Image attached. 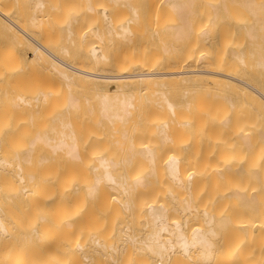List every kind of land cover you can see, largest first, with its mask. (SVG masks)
<instances>
[{
  "label": "rangeland",
  "instance_id": "obj_1",
  "mask_svg": "<svg viewBox=\"0 0 264 264\" xmlns=\"http://www.w3.org/2000/svg\"><path fill=\"white\" fill-rule=\"evenodd\" d=\"M37 1H40L43 4L40 8H35V4L37 3ZM89 1L96 11L93 10L94 12H89L86 9L87 7L85 0H83V2L82 0H0V10L2 12L4 10V14L6 13V15L10 19H14V22H21L19 25H21V27H25L23 28L25 29V31L27 29L28 33L30 32L29 34L32 35V37L36 38V41H40V44H44V47L48 48V50L50 49V51H52L60 59L68 62L71 65L90 72L103 71L104 73L109 74H119L122 72L132 73L134 71L140 70L165 71L167 69L166 71H175L184 68L185 65L190 69L198 68L201 66L210 71L212 70L240 78L243 77L248 81V83H252L253 86L258 88V90H260L264 94V69H260L259 67L255 66L257 52L260 50H264V25L257 30L255 40H250L247 36L246 29L249 27V20L251 19L252 24L253 16L250 15V13L245 8L241 9V6L238 5L240 7L239 8L237 4L236 6L235 4H228V8L226 10L220 11V14L225 18H222L221 20V30L220 28H218L217 33L215 32V35H217L218 38L212 40L211 44L210 42H206V44H199L195 40L198 38L197 30L199 31V29L210 25L209 21H212V16L210 17L209 14L213 10H211V6L220 5L221 0H219V2H217V0H196L198 1V3L195 1V12L193 18L190 21L191 27H193L190 31V39L192 40L189 39L190 41H188V43L183 39L175 38L173 32L174 30L172 27H174V24L178 25L180 21L176 18L177 15H174V11H171V9H167V5L166 7L165 5H162L161 0H123L116 3H114V0ZM215 2H217V4H215ZM103 8H105V13L107 14V18H110L109 20H106L103 17L104 15H101ZM134 10L136 12L135 16L132 15ZM249 15L251 16V19ZM32 16H37L35 21H32ZM104 19L105 22H103ZM124 21V24H127L126 26L129 27L128 32L130 31L129 33L127 32L126 35H123V38L126 37L125 39H123L119 34V32H121L119 27ZM32 22L34 25H32ZM66 25H69V27H67ZM202 25L203 27L201 28ZM113 28L115 29L112 30ZM67 29H69V31ZM0 30L2 33L0 34V59H5L3 60L5 61V64L0 63V160H3L5 158L4 160L8 162L7 165H5L6 163L4 161V166L2 165V167H0V173H2L0 174V177H2L3 175V179L0 178V200L3 201H0V214L5 222L6 227H9L8 230L12 229L11 233L9 230V233L12 234L9 238L12 239V237H14L13 235H16V238L14 237V239H17L16 241L18 243L20 239L22 240L23 234H26L33 227H39L41 225L44 226L46 225V223L47 225L51 224L50 226H52H49L50 228L46 226V228H48L49 231L52 228L51 232L57 235L55 236L53 233H50L51 235H53V241L51 238L50 240L51 243L53 242L52 248L56 250H54L55 254L53 253L55 257H51L52 255H49L50 258H47V260L46 258H40V260L36 257L32 260V258H29L31 256L30 251L33 252L34 249L28 248V250L25 248L28 251L23 249V251H26V253L22 251L21 252L22 254L24 253L23 256L26 258L22 256V258H13L11 260V258L3 259L2 257H0V264H7L8 260L10 264H18L19 262V264H23L25 262V264H32V261L33 264H41V262L44 261L49 262V264L50 262L54 264V262L57 261L55 259L57 258L56 256L60 258L59 260L62 259L61 261L63 264H67L64 263L65 261H68L71 264L72 262L75 263V261H77V264H80L77 257L81 256L80 259L82 258V250L87 249V254L90 255L91 253L92 255L94 254V252H90V250L93 251L94 248H98V250L103 249V251L104 249H107V252H103L102 250H100L98 254L95 252L96 255H92L94 257L93 259L97 257V263L104 261L103 264H122L121 261L123 262L124 260V262L126 261L127 264H140V261L141 263L143 261L144 264L145 258H156L154 254H152V252H149V250H147L143 245V242L146 241V236H148L146 234H148L151 230V226L149 223V226H147V223V225L145 224L147 213L146 211L144 212L142 210H146V206H148V204L150 205L151 203H156V205L161 203L162 205H164V207H166V210L170 207L167 211L165 210V214L167 213L168 216H166V218L168 219V224H172V222H174L173 219L176 221L177 219H179L178 222H180L181 219V224L184 231H187L189 229L191 232V230L195 228L199 222L201 223H199L197 227H200L203 230H206L208 228L206 219L202 218L205 217V215H202L204 214L202 213L205 211L204 209H207V213L214 217V219H218L219 217L221 218L222 216L224 218L228 217L226 218L227 223L223 226L225 228L215 227V233L217 235L219 234V236L215 235V239L212 238L214 248L211 259L209 261L210 263L208 264H264V238H262L264 237V231H261L260 229L256 230V226L259 225L260 220H263L264 218V144H260L262 142L257 141L259 139L255 140V138H258L261 131L264 130V118L261 119L262 117H258V114H256L258 109L254 105L255 103L252 104V101H246L245 98L241 100L242 98L239 97L240 99H238L235 94H233L232 97H235L233 99L234 103L233 105L228 104L227 96L229 94V87L225 84L222 85V87L220 86L221 84H218L217 82H215L214 84H212L213 82H208V84H194L192 86H187L181 83H171L166 85V88L162 89V93H164L165 98L160 94L158 95L159 92L156 91L157 89L149 88L150 91L148 89L146 91L145 89V91L143 90V93L140 96L139 94H141V92H139V94H137L136 92L135 96H132V102L133 105H135V107L133 108L135 113H133L134 111H131L132 113L123 118V120H121L122 122L119 121L120 124L115 123L118 120H115V122H109L102 116V114L100 115L101 112L99 107V96L102 92L96 93V90L93 89V87H88V89L85 86L86 84H81L83 86L82 87L81 85L78 86V83L76 82H71L69 83L70 85L68 83H65V80L59 76L57 77V74L54 71L53 73H55V75L51 73L50 67L44 62L30 63L28 59H31L33 55L32 48L29 46L28 42L23 39L22 36H20L21 38L19 37V39H15L9 33L6 34V32L2 29ZM117 31V34L114 33ZM84 33L85 35H83L82 39V34ZM4 34H6L7 36ZM3 35L6 39L3 37ZM90 44L92 46L94 44V46L98 49L99 54H103L105 57L103 56L104 58L98 60L97 62L94 61L90 56V53L88 54V49H91ZM164 49L167 50V52ZM231 49L239 50V52L242 53V56L244 58L242 63L232 64L231 58L229 59V56H226L228 55V51ZM63 50L66 52L64 53ZM10 52L11 54H9ZM12 54H15L14 56H18V61L14 59L15 57ZM40 63H42V65ZM47 69H49V71ZM71 84H73V87L71 86ZM216 84L218 86H216ZM217 87H221V91ZM90 89H93V91ZM153 90H155L156 92H153ZM222 91H225L227 94ZM71 93L75 96V99H77L76 106L75 108L73 107L75 110L73 108L71 110V107L68 108V106H66V100L68 102L67 97ZM18 96L24 97L29 105L22 103L23 105L19 106L21 104H17ZM35 96H39L38 98L40 99V102L39 100H37L36 102V100L33 99ZM41 98L44 100H41ZM164 99H167V101L171 103L172 110H170L168 106H166V100ZM252 111L253 113H251ZM130 115L132 116L130 117ZM223 117H225L224 119L228 117L227 123L223 124L224 126L220 122L224 121ZM61 122L63 125L61 124ZM113 123H115L116 125H113ZM125 123L127 126H129H125ZM64 124L66 125L65 127ZM233 127H235V129ZM160 128L163 129V134L159 132ZM64 129L66 133L63 131ZM61 130L65 134H69L70 138L73 139L69 141V138L67 137V135H65V140H68V142L74 141L76 145L78 158H76L75 160H73L74 158L68 157L65 152H63V150H57L53 152L49 145L42 142H39L41 144L35 143L37 145L34 144V146L31 145V150L29 149V141L31 138L35 137L34 135H44V133L46 132V134L49 135L50 138L53 139V137H56L54 139H57L60 135L59 132ZM239 131L248 133L250 137L252 136L251 138L253 139H250L251 142L252 140L254 141L251 144L252 147L251 145L246 147L242 144L241 141H239L235 133H238ZM118 132H120L121 134ZM57 133L58 135H56ZM257 133H259L258 136H256ZM163 136L166 137L167 140L166 138H162ZM53 141L54 140H52L51 142ZM144 145L152 148L155 160L154 162H150L147 160V158L138 154L141 147H144ZM131 147L133 148L129 150ZM172 152L174 156L180 159L179 167L182 166L180 169H184L182 171H185L182 173L184 174L183 177L180 175L182 178L186 177L187 173H191L192 171V173H195L194 182H196L195 184L193 183V185L191 186L192 188L190 187V189H188L190 190L189 192L185 187L180 186L174 182L172 183L171 180L167 176H165L166 171L163 164L166 161L165 158L167 155H173ZM129 153H131L132 155ZM17 154L21 155H19L20 157L18 156L19 159L17 157ZM23 154H28V156L25 158L26 160L21 158ZM98 157H104V159H106L107 157V159L110 161L111 158H114L111 162L108 160L106 161L110 162L109 166H112H110L109 169L111 168L110 170L112 176L116 177H114L115 181L119 183L123 181L124 188L125 190L127 189V193H123V188L121 187L122 184H120L121 186H119V184H116L114 186L105 183V181H102V177L98 178L99 175L102 176V174H100L102 173L100 172L101 169H96L98 171L94 170L95 165H97L99 161ZM20 159L24 161H20ZM16 163H18V165ZM116 163L118 165H116ZM231 163H235V166L233 164V167ZM29 165H31L32 168ZM18 168H21L19 170L21 171V174L25 180L29 178L28 175H30V173H34L31 174V176H35H33V179L35 181L39 179L40 181H38L40 185L38 187L41 188L42 191H40L39 193H43L44 187L47 186L49 181L50 183L47 186V189L49 188L48 191H50V186H52L53 188H55V186L57 187L53 189V191L51 189V192H53V194L51 193L49 195V198L47 196L45 197L49 200L42 199L44 198L42 196H45L44 193H46L45 191H47V189L44 191V195L42 193L38 195L39 198H41L40 201L44 202H42V206H40L41 202L38 201L39 199H30L27 198V196H25V198L23 199L21 197L18 198L17 195H14L16 193L12 192L15 189L13 188L12 190V184H15L14 187H16V189L22 186V183H19V181L16 179L17 177L14 174L15 171H18ZM226 168L231 169V171L233 170L234 172L236 170H248L247 173H250L251 170L253 171L254 169L260 171L257 172V175H254L252 177H250L251 175L249 176V174L246 175V173L237 176L238 174L235 175L236 173L234 174V172L228 171ZM220 172H224L226 174H221ZM229 173L231 174V176ZM11 176H15L16 178L13 179ZM10 177L13 179V181H10ZM136 178L141 181L139 182L140 185L139 183L133 184L134 179ZM98 179L100 183H98ZM167 179L170 182H167ZM17 181V184L20 185L19 187L18 185H16ZM41 181L43 185H41ZM95 181L96 184L94 183ZM44 183H46V185ZM91 186L96 187H94L92 194H88L87 189H91ZM8 187L10 190H5ZM172 187L174 189H172ZM242 188L245 193L248 192V194L251 193L254 196V201L256 204L253 208L248 205L246 207V205L241 200L235 198V196L232 194L234 193V191H238V189L242 191ZM168 190H173L171 191V193L173 192L174 194L171 195ZM193 197L195 198L193 199ZM50 198H53L54 207L57 208H48V206L46 205L47 211H45V204H49L48 201H51ZM101 198H103V200ZM173 198L175 199V202L173 201ZM196 198L198 202L196 201ZM118 199H121L125 203L129 202L131 205L127 203L128 207L125 208L123 205H121L123 202L121 200L118 202ZM182 199L185 200V202L189 201L188 204H190V208L191 206L194 207V210L191 208L190 215L189 213L186 214L182 212L181 209L184 206V201H182ZM35 200L39 202V208L37 207V204L35 205V203H37V201ZM200 200L201 202H199ZM57 201L59 204L57 203ZM30 202H34L33 205L37 207V210L35 209V207H33V205L31 206ZM99 202L104 207H106L104 204L107 203V207L104 208L100 206L101 204ZM111 203H113L114 205L112 206ZM143 203L145 204L143 205ZM55 204H57V206H55ZM65 204H67V208L64 206ZM74 204H77L78 207H76L77 205L75 206ZM111 206L114 209H110ZM141 206L142 209H140ZM174 206H176L177 208H175ZM40 207L42 210L40 209ZM72 208L76 209V211ZM137 209L138 211H136ZM5 210H9L8 214L7 212H5ZM38 210L41 212H39ZM109 210L110 212L112 211V214H110ZM114 210L116 211V213L121 212L120 214L115 213L117 216L114 214L117 218L113 216V213L115 212ZM48 211L49 213H47ZM133 212L137 213L134 214ZM25 213L27 215H24ZM52 214H54L55 218L54 216L52 217ZM170 214L172 216H170ZM177 214L178 216H180L181 214V218H178ZM185 214L190 217L188 218L186 216L188 219H185ZM65 217H67L68 219ZM129 217L131 220H129ZM53 218L55 219V222L53 221ZM75 218L78 220H76ZM84 218L86 222H84ZM43 219H46L47 221H44ZM56 220L58 221V223H56ZM74 222H76V224ZM96 222L100 224L99 228L97 227L98 224L97 226H95ZM80 223H83L82 225H80L81 228L79 227ZM68 224L71 226H69ZM84 224L86 225V227L83 226ZM184 224L188 226L186 227ZM60 225L61 228L59 227ZM108 225H110V227ZM111 225H113V227H111ZM145 225L147 226L146 228ZM201 225H203V228ZM248 225H251L252 227H249ZM66 226L67 228L65 230ZM53 227H55V229ZM93 227H95V232L92 230L90 232V229H93ZM25 228L26 230H24ZM78 228L80 231L78 230ZM110 228L111 230L110 232H108L109 230L106 229ZM68 229L73 232H71L70 234V231ZM62 230L64 232H61ZM66 231H68L69 233ZM85 232H88L89 235H87L88 233L83 235V233ZM118 232L119 234H117ZM107 233H109L110 235ZM125 233H128L130 237L133 236L131 237V241H125L123 239L125 237ZM17 234L18 236L20 235V238L18 237L19 239L17 238ZM50 234L48 233L49 236ZM79 235L81 237H79ZM82 236H85L86 239ZM101 236L104 237L102 238ZM138 236L140 237L139 240ZM165 236H167V234ZM56 237L59 239H56ZM82 238H84V241ZM104 238H107V240L112 239V241H109V243L116 242L114 244L110 243V245L112 244L116 247L118 246V251L116 252L117 254L112 253L111 250H109V245H107V248L106 246L105 248H99L95 245V247H93L92 242L97 239L99 240L98 242L100 244L102 243L105 245V243H107L108 241L105 242L106 240ZM228 238L229 242H226L228 241ZM7 239H4V242L7 241ZM14 239L12 240V242L14 241L13 243L17 244ZM55 240L57 241V243L55 242ZM238 240H241L242 242ZM9 241L10 240L7 241L9 245L13 244L11 243V241ZM82 241L85 242V249L82 248L84 245ZM122 241H124V243ZM237 241L239 242V246L233 245V243L238 244ZM7 242L3 243L5 245H2L4 247L8 246ZM54 243H59V246H57L56 244L54 245ZM86 243H89L88 246ZM127 243L130 246L129 248H127ZM79 244L82 245V250L78 248ZM2 245L0 244V247ZM231 245L232 247L234 246L233 249H231L232 252L229 250V248H231ZM3 246L2 249L4 248ZM20 246L26 247L27 245L23 244ZM61 246H63V249H65L61 250ZM139 246L143 249H140ZM227 246L228 248H226ZM12 247L10 248V246H8L7 249H12ZM249 247L254 250L252 252H249ZM126 248L127 250H125ZM5 249H3V251ZM238 249L241 251H238ZM127 251L129 253L131 252L130 255L127 253ZM221 251H223L224 253H221ZM227 251H229V253L231 252L230 255H232L230 256ZM27 252L29 254H27ZM73 252L75 254L70 256V253ZM108 252H111L110 255L112 256L110 257L116 259L117 262H115L114 259V261H112V258L110 259L108 257H104L109 254ZM243 252H245L246 254H243ZM64 253L67 254L66 257ZM1 254L2 253L0 252V255ZM237 254L239 255L237 256ZM140 257H142L143 260ZM195 257H197V255ZM195 257L193 255L192 258ZM63 258L66 260H64ZM93 259L92 261H94ZM195 260L193 259L191 262L188 261L186 263L201 264V261L199 262L198 257L195 258ZM229 260L230 262H232L230 263ZM92 261L91 263L93 264ZM45 262L42 264H48L47 262ZM96 262L94 261V264H97ZM82 263L83 262L81 261V264Z\"/></svg>",
  "mask_w": 264,
  "mask_h": 264
},
{
  "label": "bare ground",
  "instance_id": "obj_2",
  "mask_svg": "<svg viewBox=\"0 0 264 264\" xmlns=\"http://www.w3.org/2000/svg\"><path fill=\"white\" fill-rule=\"evenodd\" d=\"M36 1V0H35ZM111 1V0H110ZM120 1H123V0H114V3H116V2H120ZM195 1L196 0H161V2H162V5H165V7H166V5H167V9H171V11H174V15H177V19H179V24L177 25H175L174 24V27H172L173 28V32H174V36H175V38H178V39H183V40H185L187 43H188V41H190V40H192V39H190V31L192 30V28L193 27H191V19L193 18V16H194V4H196L195 3ZM199 1V0H198ZM198 1H196L197 3H198ZM82 2H83V0H82ZM108 2V1H107ZM217 2H219V0H217ZM217 2H215V4H217ZM85 3H86V9L90 12V11H93L94 10V8H93V6L90 4V1L89 0H85ZM160 3V2H159ZM88 4V5H87ZM119 4V3H118ZM122 4V3H121ZM212 4H214V3H212ZM228 4H232V5H234L235 4V6H236V4H237V6L239 5V6H241V9L242 8H245L249 13H250V15H252L253 16V22H252V24H251V16H250V19L251 20H249V22H250V25H248L249 27L247 28L246 26V33H247V36H248V38L250 39V40H255V37H256V35H257V30L260 28V27H263V25H264V0H221V4L220 5H212L211 7V10H212V12L209 14V16L212 18V21L210 22L209 21V23H210V25L209 26H205L204 28H202L203 27V25L201 26V28L202 29H199V31L197 30V34H198V38L197 39H195L196 41H197V43H199V44H203V43H205L206 44V42H210V44H211V42H212V40H215V39H217L218 37H217V35H215V32L217 33V29L218 28H220V30H221V23H222V18L224 19L225 17H223L221 14H220V11L221 10H226L227 8H228ZM43 4L40 2V1H37V3L35 4V8H40L41 6H42ZM196 6V5H195ZM238 6V7H239ZM34 7V6H33ZM240 8V7H239ZM244 9V10H245ZM88 11H87V13H88ZM94 11H96V10H94ZM93 11V12H94ZM35 12V11H34ZM33 12V13H34ZM92 12V13H93ZM101 12V11H100ZM99 12V13H100ZM102 13V14H101ZM100 14L101 15H104L103 17L107 20L108 18H107V14L105 13V8H103V11L101 12ZM132 15H136V12H135V10L133 11V14ZM36 18H37V16H32V21H35L36 20ZM39 18V17H38ZM103 19V18H102ZM105 19H104V21L103 22H105ZM110 19V18H109ZM108 19V20H109ZM133 19V18H132ZM14 20V19H13ZM12 19H10L7 15H6V13L4 14V10H3V12L0 10V29H2L3 31H5L6 32V34L7 33H9L13 38H17V39H19V37L20 36H22V38L23 39H25L27 42H28V44H29V46L32 48V57H31V59H28V61L31 63V62H36V63H39V62H44V63H46L49 67H50V70H51V73H53V71L57 74L56 76L58 77H61L62 79H64L65 80V83H71V82H73V83H78V86L79 85H85L87 88L88 87H93V89H95L96 90V93H100V92H102L101 93V95L99 96V107H100V115L102 114V116L104 117V118H106V120H108L109 122H112V121H114L115 122V120H118L117 122H115V123H119V121H121V120H123V118H125L126 116H128L129 114H131L132 112L131 111H134V107H135V105H133V102H132V99H133V97L132 96H135V94H136V92H137V94H139V92H141V94H139V96L140 95H142V93H143V90L145 91V89H146V91H147V89L150 91V89L149 88H151V89H157L156 91L157 92H159L158 93V95L160 94L162 97H164L165 95H164V93H162V89H164V88H166V85H168V84H171V83H181V84H184V85H187V86H189V85H194V84H204V83H207L208 84V82H213L212 84H214L215 82H217L218 84H221L220 86H222V85H227L228 87H229V94H228V96H227V101H228V104H230V105H233V99L235 98V97H232L233 96V94H235V96L238 98V99H240V98H242L241 100H243V98H245V100L247 101V100H249V101H252V104H254L256 107H257V109H258V113L256 112V114H258V117H262L261 119H263L264 118V94L260 91V90H258V88H256L255 86H253L252 85V83H248V81L247 80H245L243 77L242 78H240V77H236V76H232V75H229V74H224V73H220V72H216V71H210V70H208V69H205V68H203V67H198V68H193V69H190V68H188L186 65L184 66V68H182V69H178V70H175V71H134V72H129V73H119V74H109V73H104L103 71H100V72H90V71H87V70H84V69H82V68H78V67H76V66H74V65H71V64H69L68 62H65L64 60H62V59H60L58 56H56L52 51H50V49L48 50V48H46V47H44V44L42 45V43L40 44V41H36L35 39L36 38H34V37H32V35H30L29 33H28V31H27V29H26V31H25V29H23V28H25V27H21V25H19L20 23L19 22H14ZM69 22V21H68ZM107 22V21H106ZM127 22V21H126ZM70 23V22H69ZM68 23V24H69ZM112 23V22H111ZM125 21L120 25V30H121V32H119V34L122 36V38H123V35H126V33L128 32V29H129V27H127L125 24ZM128 23V22H127ZM32 25H34L33 24V22H32ZM31 25V26H32ZM70 25V24H69ZM69 25L67 26V27H69ZM110 25H112V24H110ZM117 25V24H116ZM173 26V25H172ZM112 27V26H111ZM196 27V26H195ZM197 27H198V25H197ZM171 28V29H172ZM70 29V28H69ZM69 29H67L68 31H69ZM115 28H113L112 30H114ZM117 30H118V27H117ZM67 31V32H68ZM91 31V30H90ZM107 31H108V29H107ZM130 32V31H129ZM128 32V33H129ZM114 33H118V31L117 32H114ZM0 34H2L1 33V30H0ZM6 34H4V35H6ZM9 34H8V36H9ZM33 34V33H32ZM68 34V33H67ZM118 34V35H119ZM196 34V35H197ZM4 35H3V37H4ZM83 35H85V33L84 34H82V39H83ZM215 35V36H214ZM7 36V35H6ZM78 36V35H77ZM5 38V37H4ZM21 38V37H20ZM121 38V39H122ZM126 38V37H125ZM125 38H123V39H125ZM128 38V37H127ZM6 39V38H5ZM190 39V40H189ZM194 39V38H193ZM4 41V40H3ZM86 41V40H85ZM7 42V41H6ZM5 42V43H6ZM14 43V42H13ZM16 43V42H15ZM252 43V42H251ZM198 44V45H199ZM259 44V43H258ZM91 45V44H90ZM255 46V45H254ZM260 46V45H259ZM256 47V46H255ZM10 48V47H9ZM91 49H88V54L90 53V56L92 57V59L94 60V61H98V60H100V59H102V58H104L105 56L102 54H99V51H98V49L94 46V44H93V46L91 45V47H90ZM8 49V48H7ZM86 49V48H85ZM165 50V49H164ZM13 51H15V50H13ZM166 52H167V50H165ZM63 52L65 53L66 51H64L63 50ZM103 52V51H102ZM165 52V53H166ZM14 53V52H13ZM101 53V52H100ZM1 54V53H0ZM3 54V53H2ZM9 54H11V52L9 53ZM13 55V54H12ZM15 55V54H14ZM13 55V56H14ZM16 55H17V53H16ZM240 55V56H239ZM104 56V57H103ZM226 56H229V59L231 58V61H232V64L233 63H242L243 62V60H244V58H243V56H242V53H240L239 52V50H236V49H231V50H229L228 51V55H226ZM15 58L14 59H16V61H18V56H14ZM83 57H84V55H83ZM6 58V57H5ZM106 59V58H105ZM1 61H0V63H4L5 61H3V60H5V59H0ZM9 60V59H8ZM20 60V59H19ZM104 60V59H103ZM15 61V62H16ZM91 63V62H90ZM5 64V63H4ZM41 65H42V63H40ZM39 64V65H40ZM205 64V63H204ZM19 65V64H18ZM46 65V66H47ZM177 65V64H176ZM47 66V67H48ZM205 66V65H204ZM255 66L256 67H259L260 69H264V50H260V51H258L257 52V55H256V61H255ZM48 67V68H49ZM167 67V66H166ZM207 67V66H206ZM87 68V67H86ZM168 68V67H167ZM236 68V67H235ZM164 69V68H163ZM169 69V68H168ZM48 71H49V69H47ZM234 70V69H233ZM242 70V69H241ZM47 72V71H46ZM55 73H53L54 75H55ZM1 74V73H0ZM252 77V76H251ZM246 78V77H245ZM60 79V78H59ZM57 80H58V78H57ZM253 80V79H252ZM6 84V83H5ZM210 84V83H209ZM70 85V84H69ZM73 84H71V86H72ZM77 85V84H76ZM81 85V86H82ZM173 85V84H172ZM2 86V85H1ZM77 86V87H78ZM81 86H80V88H81ZM174 86V85H173ZM216 86H218L217 84H216ZM69 87V86H68ZM73 87V86H72ZM83 87V86H82ZM154 87V88H153ZM223 87V86H222ZM171 88V87H170ZM187 88V87H186ZM216 88V87H215ZM218 89H220L221 87H217ZM225 88V87H224ZM74 89V88H73ZM89 89V88H88ZM93 89H90V90H92L93 91ZM214 89V88H213ZM217 89V90H218ZM187 90V89H186ZM185 90V91H186ZM155 90H153V92H154ZM155 91V92H156ZM220 91H221V89H220ZM4 92V91H3ZM70 92V91H69ZM135 92V93H134ZM187 92V91H186ZM222 92H225V91H222ZM42 93V92H41ZM226 93V92H225ZM8 94V93H7ZM134 94V95H133ZM224 94V93H223ZM222 94V95H223ZM227 94V93H226ZM38 95V94H37ZM43 95V94H42ZM41 95V96H42ZM155 95V94H154ZM4 96V95H3ZM157 96V95H156ZM39 96H35L33 99H35L36 100V102H37V100H39V102H40V99L38 98ZM240 97V98H239ZM68 98V102H67V100H66V106H68V108L69 107H71V110H72V108L74 107L75 108V106H76V101H77V99H75V96L74 95H72V93L71 94H69V96L67 97ZM165 98V97H164ZM225 98H226V95H225ZM41 100H44V99H42L41 98ZM164 100H166L165 102H166V106H168V108L170 109V110H172V105H171V103L170 102H168L167 101V99H164ZM249 101H248V103H249ZM16 102H17V100H16ZM243 102V101H242ZM15 103V102H14ZM25 103V104H27V105H29V103L24 99V97H22V96H18V102H17V104L19 105V104H21V105H19V106H22L23 104ZM31 103V102H30ZM247 103V104H248ZM34 104V103H33ZM137 104V103H136ZM36 105V104H35ZM78 105V104H77ZM250 105V104H249ZM31 106V105H30ZM253 106V105H252ZM36 107V106H35ZM73 108V109H74ZM78 108V107H77ZM76 108V109H77ZM249 108V107H248ZM255 108V107H254ZM253 109V108H252ZM256 109V110H257ZM75 110V109H74ZM255 110V109H254ZM68 111V110H67ZM133 113H135V111L133 112ZM251 113H253V111L251 112ZM132 115H130V117H131ZM253 116V115H252ZM255 116V115H254ZM257 116V115H256ZM135 117H136V114H135ZM54 118V117H53ZM129 118V117H128ZM225 117H223V119H224ZM228 118V117H227ZM227 118L226 119H224V121H220L221 122V124L223 125V124H226L227 123ZM63 119V118H62ZM132 119V118H131ZM130 119V120H131ZM235 119V118H234ZM61 120V119H60ZM133 120V119H132ZM264 120V119H263ZM57 121V120H56ZM64 121V120H63ZM122 122V121H121ZM219 122V123H220ZM64 123V122H63ZM115 123H113V125H116ZM136 123V122H135ZM183 123V122H182ZM61 124H62V122H61ZM66 124V123H65ZM64 124V127L66 126ZM70 124V123H69ZM120 124V123H119ZM118 124V125H119ZM128 124V123H127ZM237 124V123H236ZM63 125V124H62ZM67 125H68V123H67ZM220 125V124H219ZM238 125V124H237ZM61 126V125H60ZM125 126H127L126 125V123H125ZM129 126V125H128ZM127 126V127H128ZM132 126V125H131ZM224 126V125H223ZM62 127V126H61ZM162 127V126H161ZM237 127H239V126H237ZM241 127V126H240ZM69 128V127H68ZM219 128V127H218ZM234 129H235V127H233ZM233 130V129H232ZM237 130V129H236ZM243 130V129H242ZM245 130V129H244ZM263 130V129H262ZM64 132H65V129L63 130ZM62 130L59 132L60 133V135L58 136V138L57 139H54V138H56V137H53V139L52 138H50L49 137V135H47L46 134V132L44 133V135L42 134V135H40V134H36V135H34L35 137L34 138H31L32 139V141H31V139H30V141H29V149H30V146L32 145V146H34V144L35 143H37V144H41V143H39V142H42V143H45V144H47V145H49L50 146V148H51V150H53V152L54 151H57V150H63V152H65V154L68 156V157H70V158H74L73 160H75L76 158H78V153H77V150H76V145H75V143H74V141H71V142H68V140H65V138L64 137H66L65 135H67V137L69 138V141L72 139V138H70V135L69 134H65L64 132H63ZM109 131V130H108ZM162 131H163V129L162 128H160V133H162ZM124 132V131H123ZM115 133V132H114ZM118 133H120V132H118ZM236 133V135H237V137H238V139H239V141H241L242 142V144L244 145V146H250L251 144H252V142H254L253 140H252V142H251V140L250 139H253V138H251L250 137V135L248 134V133H246V132H241V131H239L238 133L237 132H235ZM47 136H46V135ZM121 134V133H120ZM163 134V133H162ZM56 135H58V133L56 134ZM69 135V136H68ZM114 135V134H113ZM112 135V136H113ZM259 135V133H257L256 134V136H258ZM115 136V135H114ZM113 136V137H114ZM256 136H254V137H256ZM128 137V136H127ZM162 138H166V137H162ZM123 139V138H122ZM128 139V138H127ZM256 139H259V140H257V141H261L262 143H260V144H264V130L263 131H261V133H260V135L258 136V138H255V140ZM52 140H54L53 142H51ZM73 140V139H72ZM166 140H167V138H166ZM123 142V141H122ZM128 142V141H127ZM116 143V142H115ZM37 144H35V145H37ZM259 144V145H260ZM255 145V144H254ZM253 145V146H254ZM31 146V147H32ZM48 146V147H49ZM119 146V145H118ZM124 146H125V144H124ZM151 146V145H150ZM251 147H252V145H251ZM34 148V147H33ZM32 148V149H33ZM124 148V147H123ZM133 147H131L129 150H131ZM31 150V149H30ZM121 150V149H120ZM155 150V149H154ZM26 151H28V150H26ZM25 151V152H26ZM137 151V150H136ZM153 150H152V148H150V147H147V145H144V147H141V149H140V153L138 152V154H140L141 156H144L145 158H147V160L148 161H150V162H154L155 160H154V156H153V152H152ZM21 152V151H20ZM20 152H18V153H20ZM31 152V151H30ZM131 152V151H130ZM136 152V153H137ZM24 153V152H23ZM28 153V152H27ZM14 154H16V153H14ZM28 154H30V153H28ZM28 154H23V156L21 157V158H23V159H25L27 156H28ZM129 154H131V153H129ZM172 154H173V152H172ZM20 154H17V157L19 156ZM31 155V154H30ZM29 155V156H30ZM132 155V154H131ZM170 155V154H169ZM177 155V154H176ZM21 156V155H20ZM19 156V157H20ZM156 156V155H155ZM168 156V155H167ZM166 156V161L164 162V164H163V166L165 167L164 169H165V171H166V175L165 176H167L170 180H171V182L173 183H176V184H178V185H180V186H183V187H185L186 189H187V191L189 192L190 190H188V189H190V187L193 185V183L195 184V182H194V174L195 173H187V175H186V177H184V178H182L183 176H184V174H182L183 172H185V171H182V170H184V169H180L181 167H179L180 166V159H178L176 156H174V154L173 155H170V156H168L167 157ZM16 157V158H17ZM19 157H18V159H19ZM31 157V156H30ZM30 157H29V159H30ZM4 158V157H3ZM5 159V158H4ZM0 160V167H2V165L4 166V164L5 165H7V161H5V160ZM28 159V160H29ZM98 159H99V161H98V163H97V165H95V169L94 170H96V169H101V171L100 172H102V173H100V174H102V176L101 175H99L98 176V178H101L102 179V181H105V183H108V184H110V185H118L119 184V186H121L120 184H122V190H123V193L124 192H126V190H125V188H124V184H123V181L121 182V183H119V182H116L115 181V179H114V177L112 176V173H111V168L109 169V167L111 166H109V164H110V162L114 159H112L111 158V161L110 160H108L107 159V157H106V159H104V157L102 158V157H98ZM110 159V158H109ZM22 159H20V161H21ZM26 160V159H25ZM106 160H108V161H110V162H107ZM162 160H164V159H162ZM4 161H5V163H4ZM22 161H24V160H22ZM30 161V160H29ZM38 162V161H37ZM114 162V161H113ZM116 162V161H115ZM21 163V162H20ZM119 163V162H118ZM14 164V163H13ZM17 165H18V163H16ZM27 164V163H26ZM150 164V163H149ZM152 164V163H151ZM183 164V163H182ZM232 164V163H231ZM234 164V166H235V163H233ZM233 164H232V166H233ZM9 165V164H8ZM10 165H11V163H10ZM15 165V164H14ZM20 165V164H19ZM113 165V164H112ZM116 165H118L117 163H116ZM30 167H31V165H29ZM151 166V165H150ZM160 166V165H159ZM233 166V167H234ZM7 167V166H6ZM13 167V166H12ZM18 167V166H17ZM21 167V166H20ZM28 167V166H27ZM93 167V166H92ZM112 167V166H111ZM114 167H115V165H114ZM228 167V166H227ZM16 168V167H15ZM32 168V167H31ZM30 168V169H31ZM35 168V167H34ZM152 168V167H151ZM222 168V167H221ZM229 168V167H228ZM232 168V167H231ZM236 168V167H235ZM19 169H21V168H18L17 170L18 171H15L14 172V174H15V176L17 177H15V176H11L13 179L14 178H16L18 181H19V183H22V186H20V185H18L17 183H18V181L16 182V185H18V189H16V187H14L15 186V184H12L11 185V187H12V190H13V188H15L14 189V191H12V192H14V193H16V194H14V195H17L18 196V198L19 197H21L22 199L23 198H25V196H27V198H30V199H39L38 201H40V199L41 198H39V196L38 195H40L41 193H39L40 191H42V189L41 188H39L38 186H40L39 185V183H38V181H39V179H37V181H35L34 179H33V176H31V174H34V173H30V175H28L29 176V178L28 179H24V177L22 176V174H21V171L19 170ZM25 169V168H24ZM153 169V168H152ZM227 169V168H226ZM233 169V168H232ZM262 169V168H261ZM93 170V171H94ZM98 170H96V171H98ZM162 170H163V168H162ZM180 170H181V172H180ZM223 170V169H222ZM222 170H220V171H222ZM228 171H231V169H227ZM2 171V170H1ZM219 171V170H218ZM224 171H225V168H224ZM228 171H227V173H228ZM248 171V170H247ZM247 171H244V170H236L235 172L232 170L231 172H234V174L235 175H237V176H240V175H242V174H245L246 173V175L247 174H249V176L250 177H252V176H254V175H257V172H259V171H257V169L255 170H251V172L249 173H247ZM250 171V170H249ZM9 172V171H8ZM29 172V171H28ZM33 172V171H32ZM164 172V171H163ZM206 172V171H205ZM24 173V172H23ZM213 173H215V172H213ZM221 173V172H220ZM219 173V174H220ZM222 173H224V172H222ZM221 173V174H222ZM0 174H2V173H0ZM27 174V173H26ZM224 174H226V173H224ZM230 174V173H229ZM229 174H227V175H229ZM264 174V173H263ZM97 175H98V173H97ZM182 177H181V176ZM197 175V174H196ZM216 175V174H215ZM234 175V176H235ZM246 175H244V176H246ZM25 176V175H24ZM52 176V175H51ZM50 176V177H51ZM220 176V175H219ZM221 176H223V175H221ZM225 176V175H224ZM230 176H231V174H230ZM2 177H3V175H2ZM2 177H0L1 179H3ZM10 177V181L12 180L13 181V179ZM35 177V176H34ZM47 177V176H46ZM96 177V176H95ZM138 177V176H137ZM199 177V176H198ZM197 177V178H198ZM213 177H214V175H213ZM39 178V177H38ZM116 178V177H115ZM140 178V177H139ZM143 178V177H142ZM1 179H0V182H1ZM5 179V178H4ZM9 179V178H8ZM40 179H41V177H40ZM123 179V178H122ZM264 179V178H263ZM263 179H262V181H263ZM9 181V182H10ZM96 181H97V179H96ZM96 181L94 182L95 184H96ZM120 181H121V179H120ZM8 182V183H9ZM15 182V181H14ZM40 182V181H39ZM55 182V181H54ZM139 182H141L138 178H136V179H134V182H133V184L134 183H139ZM167 182H170V181H168V179H167ZM23 183H30V184H23ZM41 183H42V181H41ZM49 183H50V181H49ZM48 183V184H49ZM51 183H53V182H51ZM98 183H100L99 182V179H98ZM45 185H46V183H44ZM48 184H47V186H48ZM95 184H93V185H95ZM170 184V183H169ZM41 185H43V183L41 184ZM52 185V184H51ZM138 185V184H137ZM139 185H140V183H139ZM173 185V184H172ZM171 185V186H172ZM4 186H6V185H4ZM47 186H43L44 187V191L47 189ZM50 186V185H49ZM169 186V185H168ZM264 186V185H263ZM1 187V186H0ZM52 186H50V191H48L49 190V188L47 189V191H45L46 193H44V191H43V193L45 194V196H42V197H44V198H42V199H48L49 198V195L52 193L53 194V192H51V189H52V191H53V189H55V188H57L56 186H55V188H51ZM88 187V186H87ZM90 187V186H89ZM94 187H96V186H91V189H87L88 190V194H92L93 192V190H94ZM119 188V189H120ZM192 188V187H191ZM235 188V187H234ZM7 189H9V187L8 188H6L5 190H7ZM41 189V190H40ZM170 189V188H169ZM172 189H174L173 187H172ZM184 189V188H183ZM185 189V190H186ZM239 189H241V188H239ZM238 189V191L236 190V191H234V193H232L234 196H235V198H238L239 200H241L245 205H246V207H247V205L248 206H250L251 208H253L254 207V205L256 204L255 203V201H254V196L251 194V193H249L248 194V192H246L245 193V191H243V188H242V191H240ZM1 190V189H0ZM10 190V189H9ZM8 190V191H9ZM16 190H18V191H16ZM91 190V191H90ZM96 190V189H95ZM125 190V191H124ZM228 190V189H227ZM234 190V189H233ZM247 190V189H246ZM16 191V192H15ZM169 191V190H168ZM167 191V192H168ZM171 191H173V190H171ZM171 191H169V193H171ZM250 191V190H249ZM7 192V191H6ZM18 192V193H17ZM49 192V193H48ZM90 192V193H89ZM233 192V191H232ZM42 193V194H43ZM82 193V192H81ZM109 193V192H108ZM117 193V192H116ZM116 193H115V196H116ZM127 193V192H126ZM125 193V194H126ZM43 194V195H44ZM87 194V195H88ZM107 194V193H106ZM111 194V193H110ZM172 194H174L173 192L171 193V195ZM192 194V193H191ZM190 194V195H191ZM231 194V195H232ZM79 195V194H78ZM83 195V194H82ZM118 195H119V193H118ZM186 195V194H185ZM48 197V198H45V197ZM108 196V195H107ZM112 196V195H111ZM121 196H122V194H121ZM125 196V195H124ZM170 196V195H169ZM194 196V195H193ZM227 196V195H226ZM16 197V196H15ZM41 197V196H40ZM77 197V196H76ZM93 197V196H92ZM102 197V196H101ZM103 197H104V195H103ZM127 197V196H126ZM125 197V198H126ZM196 197V196H195ZM195 197H193V199L195 198ZM56 198V197H55ZM54 198V199H55ZM62 198V197H61ZM78 198V197H77ZM88 198V197H87ZM91 198V197H90ZM120 198H122V197H120ZM162 198V197H161ZM164 198V197H163ZM166 198V197H165ZM181 198V197H180ZM235 198H233V199H235ZM51 199V198H50ZM60 199V198H59ZM76 199V198H75ZM79 199V198H78ZM77 199V200H78ZM102 200H103V198H101ZM105 199H106V197H105ZM104 199V200H105ZM109 199V198H108ZM107 199V200H108ZM134 199V198H133ZM178 199V198H177ZM189 199V198H188ZM12 200H13V198H12ZM15 200V199H14ZM18 200V199H17ZM49 200V199H48ZM85 200V199H84ZM117 200V199H116ZM121 200V199H120ZM119 199H118V202L120 201ZM124 200V199H123ZM146 200H147V198H146ZM152 200V199H151ZM150 200V201H151ZM153 200H155V199H153ZM161 200V199H160ZM175 199L173 198V201H174ZM181 200V199H180ZM179 200V201H180ZM226 200H227V198H226ZM236 200V199H235ZM256 200V199H255ZM1 202H3L2 200H0ZM35 201H37V200H35ZM34 201V202H35ZM37 201V203H35V205L37 204L38 206V208H39V202ZM64 201V200H63ZM62 201V202H63ZM97 201H99V200H97ZM101 201V200H100ZM115 201V200H114ZM122 201V200H121ZM125 201H127V200H125ZM149 201V202H150ZM157 201H158V199H157ZM171 201H172V199H171ZM178 201V200H177ZM176 201V202H177ZM182 201H184V206H183V208L181 209L182 210V212H184V213H189V215H190V210H191V208L194 210V207H192L191 206V208H190V204H188V202H185V200H183L182 199ZM196 201H197V198H196ZM236 201H238V200H236ZM16 202V201H15ZM22 202V201H21ZM29 202V201H28ZM34 202H30L31 203V206L33 205V203ZM41 203V205L40 206H42L43 205V201H40ZM43 202V203H42ZM47 202V201H46ZM54 202H56V201H54ZM75 202V201H74ZM78 202V201H77ZM103 202V201H102ZM105 202V201H104ZM106 202H108V201H106ZM123 202V201H122ZM122 202H120V203H122ZM161 202V201H160ZM175 202V201H174ZM198 202V201H197ZM196 202V203H197ZM199 202H201V200L199 201ZM206 202V201H205ZM205 202H204V204H205ZM48 203L49 204H45V207H46V210L45 211H47V206H48V208L49 207H54V204H53V198L51 199V201H48ZM57 203H58V201H57ZM66 203V202H65ZM80 203H81V201H80ZM100 203V202H99ZM127 203H129V202H127ZM127 203H125V202H123L121 205H123L125 208H127L128 207V205H127ZM147 203V202H146ZM159 203V202H158ZM192 203V202H191ZM259 203H260V201H259ZM262 203V202H261ZM59 204V203H58ZM60 204H61V202H60ZM101 204V203H100ZM99 204V205H100ZM107 204V203H106ZM106 204H104L106 207H107V205ZM130 204V203H129ZM145 203H143V205H144ZM148 204V203H147ZM154 204V205H153ZM151 203L150 205L148 204V206H146L147 208H146V210H142V211H146V216H147V218L145 219L146 221H145V224L147 223H149L150 224V226H151V230H150V232L148 233V234H146V235H148V236H146L145 238H146V241H144L143 242V240H142V242L144 243L143 245L145 246V248L147 249V250H149V252H152V254H154V256L156 257V258H145L144 260V264H187L186 262H191L193 259L195 260V258H199V262L201 261V264H208V263H210L209 261H210V259H211V256H212V253H213V248H214V243H213V241H212V238H214L215 239V235H217L216 233H215V227H223L226 223H227V220H226V218H228V217H219L217 214V216L219 217L218 219L216 218V219H214V217H212L211 215H209L207 212H208V210L207 209H204L205 211L204 212H202V213H204V214H202L203 216L205 215V217H202V218H204V219H206V224L208 225V228L205 230H203V229H201L200 227H197L198 225H199V223H201V222H199L198 223V225L195 227V228H193L192 230H191V232H190V230L188 229L187 231H189V232H187V231H184L183 230V226H182V220L180 219V222H178V220L179 219H177V221L176 220H174L173 218V221L174 222H172V224H168V219L166 218V216H167V213L165 214V208L166 207H164V205H162L161 203L160 204H157L156 205V203ZM164 204V203H163ZM183 204V203H182ZM200 204V203H199ZM202 204V203H201ZM3 205V204H2ZM19 205V204H18ZM47 205V206H46ZM66 205L67 204H65L64 206L66 207ZM75 205V204H74ZM77 205V204H76ZM75 205V206H76ZM96 205V204H95ZM97 205H98V203H97ZM111 205L113 206L114 204L113 203H111ZM131 205V204H130ZM129 205V206H130ZM55 206H57V204H55ZM58 206H60V205H58ZM100 206H102V204L100 205ZM110 207V209L112 208V209H114L113 207ZM120 206V205H119ZM118 206V207H119ZM137 206V205H136ZM167 206V205H166ZM202 206V205H201ZM2 207V206H1ZM33 207H35L34 205H33ZM33 207H31V208H33ZM37 207H35V209L37 210ZM64 207V208H65ZM73 207V206H72ZM76 207H78V205L76 206ZM81 207V206H80ZM102 207H104V206H102ZM106 207H104V208H106ZM140 207V206H139ZM145 207V206H144ZM169 207V206H168ZM167 207V208H168ZM175 208H177L176 206H174ZM249 207V208H250ZM260 207V206H259ZM43 208V207H42ZM54 208H57V207H54ZM54 208H52V209H54ZM67 208V207H66ZM75 208V207H74ZM74 208H72V209H74ZM103 208V209H104ZM170 208V207H169ZM168 208V209H169ZM1 209V208H0ZM26 209V208H25ZM40 209H41V207H40ZM63 209V208H62ZM80 209V208H79ZM89 209V208H88ZM118 209V208H117ZM129 209V208H128ZM128 209H126V210H128ZM140 209H142V206H141V208ZM167 209V210H168ZM196 209V208H195ZM42 210V209H41ZM49 210V209H48ZM60 210V209H59ZM65 210V209H64ZM75 211H76V209H74ZM78 210V209H77ZM81 210V209H80ZM120 210H121V207H120ZM119 210V211H120ZM166 210V211H167ZM177 210V209H176ZM179 210V209H178ZM259 210V209H258ZM9 211V210H8ZM8 211H6L5 210V212H7V214H8ZM39 211V210H38ZM37 211V212H38ZM63 211V210H62ZM69 211H71V210H69ZM73 211V210H72ZM115 211V210H114ZM136 211H138V209L136 210ZM212 211V210H211ZM29 212V211H28ZM39 212H41V211H39ZM66 212H67V210H66ZM109 212H110V210H109ZM172 212V211H171ZM173 212H174V210H173ZM172 212V213H173ZM198 212V211H197ZM260 212V211H259ZM30 213V212H29ZM47 213H49V211L47 212ZM73 213V212H72ZM116 211L113 213V216H115L116 214ZM121 213V212H120ZM120 213H118V214H120ZM134 213V212H133ZM137 213V212H136ZM136 213H134V214H136ZM183 213V214H184ZM195 213V212H194ZM253 213V212H252ZM264 213V212H263ZM11 214V213H10ZM33 214V213H32ZM35 214V213H34ZM71 214V213H70ZM76 214V213H75ZM75 214H72V215H75ZM89 214H91V213H89ZM110 214H112V211L110 212ZM110 214H108V215H110ZM115 214V215H114ZM176 214V213H175ZM185 214V219L188 217V215H186ZM215 214V213H214ZM24 215H27L26 213L24 214ZM57 215H58V213H57ZM62 215V214H61ZM84 215V214H83ZM88 215V214H87ZM86 215V216H87ZM139 215V214H138ZM143 215V214H142ZM145 215V214H144ZM193 215V214H192ZM263 215V214H262ZM54 216V214H52V217ZM95 216V215H94ZM117 216V215H116ZM115 216V217H116ZM127 216V215H126ZM170 216H172L171 214H170ZM169 216V217H170ZM177 216H178V214H177ZM180 216H181V214H180ZM180 216H178V218L180 217ZM187 216V217H186ZM254 216V215H253ZM91 217H92V215H91ZM138 217V216H137ZM168 217V216H167ZM174 217V216H173ZM190 217V216H189ZM188 217V218H189ZM27 218V217H26ZM47 218V217H46ZM54 218H55V216H54ZM53 218V219H54ZM58 218V217H57ZM65 218H67V217H65ZM114 218V217H113ZM117 218V217H116ZM139 218V217H138ZM141 218V217H140ZM176 218V217H175ZM181 218V217H180ZM187 218V219H188ZM12 219V218H11ZM23 219V218H22ZM49 219V218H48ZM59 219H60V217H59ZM64 219V218H63ZM68 219V218H67ZM72 219H73V216H72ZM76 219V218H75ZM112 219V218H111ZM110 219V220H111ZM115 219V218H114ZM198 219V218H197ZM203 219V220H204ZM44 220V219H43ZM76 220H78V219H76ZM80 220V219H79ZM84 220H85V218H84ZM129 220H131L130 219V217H129ZM191 220V219H190ZM201 220V219H200ZM259 220V219H258ZM44 221H47L46 219L44 220ZM50 221H51V219H50ZM54 222H55V219L53 220ZM93 221H95V220H93ZM102 221V220H101ZM104 221V220H103ZM137 221V220H136ZM139 221V220H138ZM184 221H188V220H184ZM14 222H15V219H14ZM20 222V221H19ZM49 222V221H48ZM61 222V221H60ZM66 222V221H65ZM72 222V221H71ZM79 222V221H78ZM81 222H82V219H81ZM84 222H86V220L84 221ZM83 222V223H84ZM100 222V221H99ZM250 222V221H249ZM18 223V222H17ZM42 223H44V222H42ZM52 223V222H51ZM56 223H58V221L56 220ZM75 224H76V222H74ZM82 223V224H83ZM101 223V222H100ZM138 223V222H137ZM169 223H170V221H169ZM185 223V222H184ZM196 223V222H195ZM258 223H259V221H258ZM35 224V223H34ZM40 224V223H39ZM60 224V223H59ZM75 224H73V225H75ZM81 223L79 224V227H80V225H82ZM86 224V223H85ZM83 225V226H85L86 227V225ZM88 224V223H87ZM93 224H94V222H93ZM92 224V225H93ZM96 225L95 226H97V224H98V222H96L95 223ZM107 224V223H106ZM118 224V223H117ZM146 224V225H147ZM149 224L147 225V226H149ZM186 224V223H185ZM184 224V225H185ZM188 224V223H187ZM192 224V223H191ZM202 224H203V222H202ZM8 225V224H7ZM31 225H33V224H31ZM41 225V224H40ZM51 225V224H50ZM49 224L47 225V223H46V225H44V226H39V227H33L30 231H28L26 234H23V238H22V240L20 239V241H19V243L16 241L17 239H14V237L16 238V235H13L14 237H12V239L11 238H9V237H11V235L12 234H10L12 231V229L10 230V233H9V230H8V228L9 227H6V225H5V222H4V220H3V218H2V216H1V214H0V244L2 245L3 243H6L8 240H10L11 241V243H13L12 242V240L14 239L15 240V242H17V244L16 243H13V244H11V245H9L8 244V242H7V245L8 246H10V248L12 247V249H7V247L8 246H6V247H4L3 245H5V244H3L2 246L4 247L3 249H5L4 251H3V249H2V246L0 247L1 248V250H0V252L2 253L1 255H0V257H2L3 259H5V258H11V260L13 259V258H22V256H23V254L24 253H26V251H28L29 249L28 248H30V249H34V251L32 252V251H30L31 253H30V255H28V256H30L29 258H32V260H33V258H46V260H47V258H50L49 257V255L51 256V257H55V253H54V248H52V246H53V242L51 243V240H50V238L52 239V236L53 235H51L53 232H51L52 231V228H51V230L49 231V229L48 228H50V227H52V226H50ZM53 225V224H52ZM57 225V224H56ZM69 225V224H68ZM67 225V226H68ZM99 225L100 224H98V228H99ZM145 225V228L147 227ZM195 225V224H194ZM46 226L48 227V228H46ZM50 226V227H49ZM64 226V225H63ZM67 226L65 227V230H66V228H67ZM69 226H71V225H69ZM83 226H82V228H83ZM109 227H110V225H108ZM186 227L188 226V225H185ZM202 226V228H203V225H201ZM249 226V225H248ZM251 226V225H250ZM249 226V227H250ZM56 227V226H55ZM55 227H53L54 229H55ZM60 228H61V225L59 226ZM78 227V226H77ZM76 227V228H77ZM88 227V226H87ZM97 227H96V229H97ZM102 227V226H101ZM105 227V226H104ZM111 227H113V225H111ZM117 227V226H116ZM124 227V226H123ZM127 227V226H126ZM249 227H248V230H249ZM252 227V226H251ZM27 228V227H26ZM26 228L24 229V230H26ZM64 228V227H63ZM69 228V227H68ZM75 228V227H74ZM81 228V227H80ZM95 227H93V229H90V232H91V230L92 231H94L95 229H94ZM108 228V227H107ZM121 228V227H120ZM189 228V227H188ZM223 228H225V227H223ZM87 229V228H86ZM122 229V228H121ZM128 229V228H127ZM126 229V230H127ZM185 229H187V228H185ZM191 229V228H190ZM261 230V231H264V218H263V220H260V223H259V225H257L256 226V230ZM64 230V229H63ZM61 231V232H64V231ZM69 230V229H68ZM76 230V229H75ZM78 230H79V228H78ZM102 230V229H101ZM106 230H109L108 232H110V230H111V228L110 229H106ZM15 231V230H14ZM18 231V230H17ZM49 231V232H48ZM70 231V230H69ZM80 231V230H79ZM97 231V230H96ZM129 231V230H128ZM149 231V230H148ZM26 232V231H25ZM66 232H68V231H66ZM71 232H73V231H70V234H71ZM95 232V231H94ZM98 232V231H97ZM106 232V231H105ZM219 232V231H218ZM48 233L50 234V236L48 235ZM69 233V232H68ZM88 232H85V233H83V235L84 234H87ZM164 233H166L167 234V236H165L166 234H164ZM189 235H188V234ZM249 233V232H248ZM258 233H259V231H258ZM264 233V232H263ZM14 234H15V232H14ZM54 234V233H53ZM99 234H100V232H99ZM107 234H109V233H107ZM117 234H119V232L117 233ZM122 234V233H121ZM131 234V233H130ZM164 234V235H163ZM239 234V233H238ZM251 234V233H250ZM55 235V234H54ZM64 235H67V234H64ZM74 235V234H73ZM76 235V234H75ZM87 235H89V233L87 234ZM87 235H86V237H87ZM102 235V234H101ZM106 235V234H105ZM110 235V234H109ZM224 235H225V233H224ZM237 235V234H236ZM243 235V234H242ZM20 236V235H19ZM18 236V234H17V238L19 237ZM55 236H57V235H55ZM100 236V235H99ZM118 236V235H117ZM125 237L123 238L125 241H131L132 240V238L131 237H133V236H129L128 235V233H125V235H124ZM165 236V237H164ZM217 236H219V234L217 235ZM217 236H216V238H217ZM234 236V235H233ZM262 236V235H261ZM21 237H22V233H21ZM59 237H60V235H59ZM62 237H63V235H62ZM61 237V238H62ZM65 237H67V236H65ZM69 237V236H68ZM76 237V236H75ZM79 237H81L80 235H79ZM78 237V238H79ZM82 237H84L85 238V236H82ZM102 238L104 237V236H101ZM106 237V236H105ZM255 237V236H254ZM258 237H260V236H258ZM7 238H9V239H7ZM20 238V237H19ZM18 238V239H19ZM84 238H82L83 239V241H84ZM97 238V237H96ZM95 238V239H96ZM100 238V237H99ZM120 238H121V236H120ZM139 236H138V240H139ZM262 238H264V237H262ZM4 239H7V241H5L4 242ZM56 239H59V238H57L56 237ZM80 239V238H79ZM86 239V238H85ZM94 239V238H93ZM101 239V238H100ZM105 239V238H104ZM118 239H119V237H118ZM234 239H235V237H234ZM239 239V238H238ZM243 239V238H242ZM241 239V240H242ZM50 240V241H49ZM89 240H92V239H89ZM106 241L105 242H107V243H105V245L104 244H100L98 241V239L97 240H94V242H92L93 243V247H95V246H97V247H103V248H105V246H106V248H107V245H109L108 246V248H109V250H111V252L112 253H116L117 251H118V246L116 247V246H114V245H110V243H113V242H110L109 243V241H112V239L110 240H107V238L105 239ZM114 240V239H113ZM135 240V239H134ZM133 240V241H134ZM241 240H238V241H241ZM9 241V242H10ZM52 241H53V239H52ZM64 241V240H63ZM67 241V240H66ZM74 241H76V240H74ZM82 241V243H84V245H83V247H82V245L81 244H79V249L80 250H82V248H84V246H85V242H83ZM116 241V240H115ZM121 241V240H120ZM220 241H222V240H220ZM224 241V240H223ZM230 241H232V240H230ZM233 241H235V240H233ZM237 241V242H238ZM247 241V240H246ZM55 242L57 243V241L55 240ZM59 242V241H58ZM89 242H91V241H89ZM123 243H124V241H122ZM141 242V241H140ZM226 242H229V238H228V241H226ZM242 242V241H241ZM21 243H23V244H26L27 246L26 247H22V246H20V245H23V244H21ZM56 243H54V245L56 244ZM60 243V242H59ZM58 243V244H59ZM63 243V242H62ZM91 243V244H92ZM114 243H116V242H114ZM113 243V244H114ZM126 243V242H125ZM133 243V242H132ZM137 243V242H136ZM245 243V242H244ZM15 244V245H14ZM58 244H56L57 246H59ZM70 244V243H69ZM71 244H72V241H71ZM87 244V243H86ZM89 244V243H88ZM88 244H87V246H88ZM128 244V243H127ZM131 244V243H130ZM142 244V243H141ZM220 244V243H219ZM224 244V243H223ZM232 244V243H231ZM247 244V243H246ZM249 244V243H248ZM78 245V244H77ZM81 245V246H80ZM95 245V246H94ZM122 245H124V244H122ZM222 245V244H221ZM226 245V244H225ZM233 245H237V246H239V242H238V244H235V243H233ZM245 245V244H244ZM17 248H16V247ZM51 246V247H50ZM72 246V245H71ZM229 246V245H228ZM228 246L226 247V248H228ZM247 246V245H246ZM254 246V245H253ZM252 246V247H253ZM15 247V248H14ZM34 247V248H33ZM55 247V246H54ZM62 248H60L61 250L63 249V246H61ZM67 247V246H66ZM77 247V246H76ZM82 247V248H81ZM90 247V246H89ZM91 247H92V245H91ZM130 246H129V244H128V247L127 248H129ZM143 247V246H142ZM222 247H224V246H222ZM234 247V246H233ZM233 247H232V245H231V248H229V250L231 251V249H233ZM28 249V250H26V249ZM38 248V249H37ZM50 248H51V250H50ZM78 248H77V250H78ZM127 248L125 249V250H127ZM139 248H140V246H139ZM243 248H245V247H243ZM243 248H242V250H243ZM248 248V247H247ZM250 248V250H249V252L251 251H253L252 249H251V247H249ZM17 251H16V250ZM23 249H25L26 251L24 252L23 251ZM37 249V250H36ZM48 249V250H47ZM65 249V248H64ZM63 249V250H64ZM85 249V248H84ZM94 249H96V248H94ZM93 249V251H91L90 250V252H94V254L96 255V253L98 254V252L100 251V250H102L103 251V249H100V250H98V248L96 249V250H94ZM123 249V248H122ZM140 249H143V248H140ZM236 249V248H235ZM263 249V248H262ZM53 250V251H52ZM87 250V249H86ZM86 250H82V253H81V255H82V258L80 259V257H77V255H76V257L79 259V262H80V264H81V261L83 262V263H85V264H90L91 263V261H92V259L94 258L92 255H94V254H92L91 255V253H90V255H88L87 254V252H86ZM107 249H104V251L103 252H105ZM131 250V249H130ZM223 250V249H222ZM227 250V249H226ZM248 250V249H247ZM16 251V252H15ZM24 252L23 254H22V252ZM52 251V252H51ZM56 251V250H55ZM235 251V250H234ZM233 251V252H234ZM238 251H241V250H239L238 249ZM47 252V253H46ZM59 252V251H58ZM70 252V251H69ZM68 252V253H69ZM77 252V251H76ZM96 252V253H95ZM107 252V251H106ZM111 252L107 255V256H104V257H108V258H112V257H110V256H112V255H110L111 254ZM142 252V251H141ZM223 251H221V253H222ZM228 253H229V251H227ZM232 252V251H231ZM230 252V253H231ZM248 252V253H249ZM52 253V254H51ZM54 253V254H53ZM57 253V252H56ZM67 253V252H66ZM89 253V252H88ZM102 253V252H101ZM125 253V252H124ZM127 253L130 255V253L127 251ZM224 253V252H223ZM230 253H229V255H230ZM236 253H237V250H236ZM240 253V252H239ZM245 252H243V254H244ZM254 253V252H253ZM27 254H29L28 252H27ZM62 254V253H61ZM65 254V253H64ZM73 254H75L74 252L73 253H70V256H72ZM117 254V253H116ZM115 254V255H116ZM123 254V253H122ZM126 254V253H125ZM128 254H127V256H128ZM246 254V253H245ZM66 255L67 254H65V257H66ZM100 255H102V254H100ZM193 255H194V257L197 255V257H195V258H192L193 257ZM228 255V254H227ZM232 255V254H231ZM230 255V256H231ZM239 254H237V256H238ZM253 255V254H252ZM27 256V255H26ZM60 256V255H59ZM75 256V255H74ZM126 256V255H125ZM224 256V255H223ZM244 256V255H243ZM24 257V256H23ZM57 258H55L57 261L56 262H54V264H63L62 263V259L61 260H59L60 258H58V256H56ZM96 257V256H95ZM148 257V256H147ZM177 257H181V258H177ZM240 257V256H239ZM24 258H26V257H24ZM70 258V257H69ZM97 258V257H96ZM96 258L95 259H93L95 262H96ZM99 258H102V257H99ZM139 258V257H138ZM140 258H142V257H140ZM28 259V258H27ZM64 259V258H63ZM74 259V258H73ZM105 259V258H104ZM107 259V258H106ZM114 258H112V261H114L115 260V262H117L116 261V259H114ZM118 259V258H117ZM123 259V258H122ZM128 259V258H127ZM135 259H136V257H135ZM248 259V258H247ZM6 260H8V259H6ZM16 260V259H15ZM41 260V259H40ZM49 260V259H48ZM64 260H66V259H64ZM81 260V261H80ZM102 260V259H101ZM101 260H99V261H101ZM119 260V259H118ZM138 260V259H137ZM140 260V259H139ZM142 260H143V258H142ZM197 260V259H196ZM195 260V261H196ZM243 260H244V258H243ZM246 260V259H245ZM3 261V260H2ZM17 261V260H16ZM21 261V260H20ZM37 261V260H36ZM39 261V260H38ZM42 261H44V260H42ZM94 261H92L93 262V264H94ZM108 261V260H107ZM111 261V262H112ZM136 261V260H135ZM5 262V261H4ZM14 262V261H13ZM19 262V261H18ZM45 262V261H44ZM44 262H41V264L42 263H44ZM47 262V261H46ZM45 262V263H46ZM103 262L104 261H102V262H96L97 264H99V263H102L103 264ZM120 262V261H119ZM123 262H124V260H123ZM123 262L121 261V263L123 264ZM126 262V261H125ZM125 262H124V264H125ZM138 262V261H137ZM229 262H230V260H229ZM232 262V261H231ZM230 262V263H231ZM17 263V262H16ZM20 263V262H19ZM18 263V264H19ZM23 263V262H22ZM26 263V262H25ZM25 263H23V264H25ZM38 263V262H37ZM48 264H49V262H47ZM64 263H67V264H71V263H69L68 261L66 262H64ZM74 262H72V264H73ZM82 263V264H83ZM242 263V262H241ZM246 263V262H245ZM6 264V263H5ZM7 264H10V262H9V260L7 261ZM32 264H33V261H32ZM36 264V263H35ZM50 264H52V262H50ZM74 264H77V261H75V263ZM79 264V263H78ZM92 264V263H91ZM106 264V263H105ZM108 264V263H107ZM110 264V263H109ZM115 264V263H114ZM126 264H127V262H126ZM131 264V263H130ZM139 264V263H138ZM140 264H143V261H142V263H141V261H140ZM189 264V263H188ZM193 264V263H192ZM211 264H213V263H211ZM229 264V263H228ZM232 264V263H231ZM248 264V263H247Z\"/></svg>",
  "mask_w": 264,
  "mask_h": 264
}]
</instances>
